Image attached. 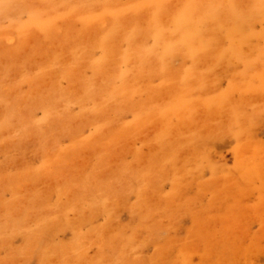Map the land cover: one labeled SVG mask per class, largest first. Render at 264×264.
Segmentation results:
<instances>
[{"label":"rangeland","instance_id":"374dc122","mask_svg":"<svg viewBox=\"0 0 264 264\" xmlns=\"http://www.w3.org/2000/svg\"><path fill=\"white\" fill-rule=\"evenodd\" d=\"M82 1L0 0V264H264V0Z\"/></svg>","mask_w":264,"mask_h":264},{"label":"bare ground","instance_id":"6f19581e","mask_svg":"<svg viewBox=\"0 0 264 264\" xmlns=\"http://www.w3.org/2000/svg\"><path fill=\"white\" fill-rule=\"evenodd\" d=\"M83 1H84V0H83ZM83 1H82V2H83ZM179 1H180V0H179ZM179 1H178V2H179ZM183 1H184V0H183ZM183 1H181V2H183ZM200 1H201V0H200ZM216 1H218V0H216ZM251 1H252V0H251ZM251 1H250V2H251ZM118 2H119V1H118ZM181 2H180V3H181ZM225 2H227V1H225ZM86 3H87V2H86ZM215 3H216V2H215ZM215 3H214V4H215ZM221 3H222V2H221ZM229 3L232 4L231 2H228V4L225 3V5H227V6H225L226 8H230L229 6H231V5H229ZM243 3H244V2H243ZM248 3H249V2H248ZM118 4H121V2L118 3ZM198 4H199V3H198ZM202 4H203V3H202ZM202 4H201V5H202ZM207 4H209V3L207 2ZM216 4H217V3H216ZM236 4H237V3H236ZM249 4H250V3H249ZM82 5H83V4H82ZM84 5H85V4H84ZM95 5H96V4H95ZM110 5H111V4H110ZM167 5H169V4H167ZM228 5H229V6H228ZM232 5H233V4H232ZM16 6H17V5H16ZM96 6H97V5H96ZM114 6H115V5H114ZM116 6H117V5H116ZM148 6H150V5H148ZM152 6H153V5H152ZM176 6H178V5H176ZM181 6H182V5H181ZM181 6L179 5V7H181ZM216 6H217V5H216ZM240 6H241V5H240ZM240 6H238L239 9L241 8ZM250 6H252V5H250ZM250 6H249V7H250ZM117 7H119V6H117ZM168 7H170V6H168ZM168 7H167V9H168ZM198 7H201V6L198 5ZM202 7H203V6H202ZM206 7H207V5H206ZM84 8H85V7H84ZM147 8H148V7H147ZM149 8H150V7H149ZM154 8H155V7H154ZM204 8H205V7H204ZM223 8H224V6H223ZM223 8H222V12H223V10L225 9V8H224V9H223ZM178 9H179V8H178ZM191 9H192V8H191ZM198 9H200V8H198ZM202 9H203V8H202ZM202 9H201V12L203 11ZM220 9H221V8H220ZM239 9H238V10H239ZM245 9H246V8H245ZM82 10H83V9H82ZM144 10H145V8H144ZM146 10H147V9H146ZM152 10H154V9H152ZM169 10H170V8H169ZM174 10H177V9H173L172 11L175 12ZM206 10H207V9H206ZM243 10H244V6H243ZM247 10H248V9H247ZM177 11H178V10H177ZM197 11H198V10H197ZM209 11H211V10H209ZM224 11L227 12L228 9H227V10H224ZM147 12H148V11H147ZM152 12H153V11H152ZM173 12H172V14H173ZM198 12H199V11H198ZM225 12H224V14H225ZM246 12H247V11H246ZM117 13H118V12H117ZM119 13H120V12H119ZM178 13H179V12H178ZM209 13H211V12H209ZM227 13H228V12H227ZM238 13H239V12H238ZM249 13H250V12H249ZM53 14H54V13H53ZM55 14H56V13H55ZM128 14H129V13H128ZM149 14L151 15L150 12H149ZM240 14H241V13H240ZM144 15H145V14H144ZM144 15H143V17H145ZM194 15H195V14H194ZM227 15H228V14H227ZM236 15H238V14L236 13ZM243 15H244V14H243ZM252 15H253V14H252ZM51 16H52V15H51ZM169 16H170V15H169ZM173 16H174V15H173ZM195 16H196V15H195ZM206 16H207V15H206ZM220 16H221V15H220ZM147 17H148V16L146 15V18H145V19H148ZM150 17H151V16H150ZM171 17H172V15H171ZM171 17H169V18H171ZM224 17H225V16H224ZM226 17H227V16H226ZM226 17H225V18H226ZM252 17H253V16H252ZM127 18H128V17H127ZM129 18H130V16H129ZM139 18H140V14H139ZM206 18H207V17H206ZM108 19H109V18H108ZM140 19H141V18H140ZM145 19H144V22H146ZM162 19H163V18H162ZM231 19H232V18H231ZM166 20H167V19H166ZM226 20H227V19H226ZM67 21H68V20H67ZM123 21H124V20H123ZM137 21H138V20H137ZM142 21H143V20H142ZM174 21H175V20H174ZM188 21H189V20H188ZM224 21H225V20H224ZM228 21H229V18H228ZM126 22H127V20H126ZM140 22H141V20H140ZM131 23H132V22H131ZM228 23H229V22H228ZM122 24H123V23H122ZM127 24H128V22H127ZM144 24H145V23H144ZM211 24H212V23H211ZM219 24H220V23H219ZM154 25H155V24H154ZM187 25H188V24H187ZM189 25H190V23H189ZM189 25H188V26H189ZM206 25H209V24L207 23ZM123 26H124V25H123ZM140 26H141V25H140ZM165 26H166V24H165ZM190 26H191V25H190ZM195 26H197V25H195ZM195 26H194V27H195ZM225 26H227V25H225ZM163 27H164V26H163ZM163 27H162V28H163ZM213 27H214V26H213ZM205 28H207V27H205ZM145 29H147V28H145ZM145 29H144V30H145ZM226 29H227V28H226ZM121 31H122V30H121ZM149 31H150V30H149ZM168 31H169V30H168ZM206 31H208V30H206ZM211 31H212V30H211ZM213 31H214V30H213ZM99 32H100V31H99ZM119 32H120V31H119ZM119 32H118V33L116 32L117 35L119 34ZM218 32H219V31H218ZM211 33H212V32H211ZM99 34H100V33H99ZM143 34H144V33H143ZM120 35H121V34H120ZM120 35H119V36H120ZM173 35H174V34H173ZM206 35H207V34H206ZM208 35H210V33H209ZM90 36H91V34H90ZM165 36H166V34H165ZM175 36H176V35H175ZM204 36H205V35H204ZM214 36H215V35H214ZM117 37H118V36H117ZM121 37H122V36H121ZM123 37H124V36H123ZM208 37H209V36H208ZM222 37H223V36H222ZM9 38H10V37H9ZM195 39L197 40V38H195ZM213 39H214V38H213ZM222 39H223V38H222ZM138 40H139V39H138ZM141 40H142V39H141ZM162 40H163V39H162ZM162 40H161V41H162ZM172 40H173V36H172ZM190 41H191V40H190ZM220 41H221V40H220ZM135 42H136V41H135ZM167 42H168V40H167ZM167 42H166V43H167ZM246 42H247V41H246ZM195 43H196V42H195ZM172 44H173V42H172ZM192 44H193V42H192ZM215 44H216V43H215ZM161 45H162V44H161ZM195 45H196V44H195ZM235 45H236V44H235ZM250 45H251V44H250ZM163 46H164V45H163ZM167 47H168V46H167ZM161 48H163V47H161ZM236 49H237V48H236ZM160 50H161V49H160ZM177 50H178V48H177ZM183 50H184V49H183ZM183 50H182V51H183ZM234 51H235V50H234ZM179 52H180V51H179ZM186 52H187V51H186ZM186 54H187V53H186ZM213 54H214V53H213ZM3 55H4V54H3ZM115 55H116V54H115ZM154 55H155V54H154ZM156 55H157V54H156ZM151 56H152V55H151ZM181 56H182V54H181ZM155 59H156V58H155ZM184 59H185V58H184ZM155 61H156V60H155ZM220 62H221V61H220ZM155 63H156V62H155ZM127 77H128V76H127ZM104 78H105V76H104ZM209 80H210V79H209ZM74 84H77V83H74ZM208 84H209V83H208ZM212 86H214V85H212ZM12 89H13V88H12ZM213 89H214V87H213ZM200 103H201V102H200ZM173 120H174V119H173ZM208 124H209V123H208ZM23 145H24V144H23ZM58 210H59V209H58ZM209 240H210V239H209ZM225 249H226V248H225Z\"/></svg>","mask_w":264,"mask_h":264}]
</instances>
